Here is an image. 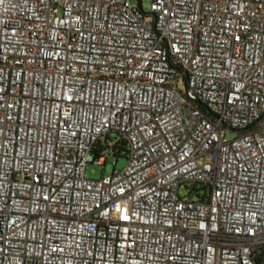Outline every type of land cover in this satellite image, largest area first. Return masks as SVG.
<instances>
[{
  "label": "built area",
  "instance_id": "2783aa9c",
  "mask_svg": "<svg viewBox=\"0 0 264 264\" xmlns=\"http://www.w3.org/2000/svg\"><path fill=\"white\" fill-rule=\"evenodd\" d=\"M258 258L264 0H0V264Z\"/></svg>",
  "mask_w": 264,
  "mask_h": 264
},
{
  "label": "rangeland",
  "instance_id": "374dc122",
  "mask_svg": "<svg viewBox=\"0 0 264 264\" xmlns=\"http://www.w3.org/2000/svg\"><path fill=\"white\" fill-rule=\"evenodd\" d=\"M131 4L138 5L137 0H128ZM151 6V0H141V7L144 12H149ZM180 87L183 86L182 82H180ZM233 137V134H228L227 139H231ZM113 157H109L105 167H101L92 163H88L86 166V176L88 178L97 179L102 174H110L114 170L113 166ZM127 164V159L125 156L119 157L116 162V169L122 170ZM180 193L183 194V188H181Z\"/></svg>",
  "mask_w": 264,
  "mask_h": 264
},
{
  "label": "trees",
  "instance_id": "16d2710c",
  "mask_svg": "<svg viewBox=\"0 0 264 264\" xmlns=\"http://www.w3.org/2000/svg\"><path fill=\"white\" fill-rule=\"evenodd\" d=\"M137 2H138V7H141V0H137ZM118 149H119V152H125L123 154V156H125L127 150H126V146L124 145V143H122V146L118 147ZM256 261H257V264H264L263 259L258 258Z\"/></svg>",
  "mask_w": 264,
  "mask_h": 264
}]
</instances>
